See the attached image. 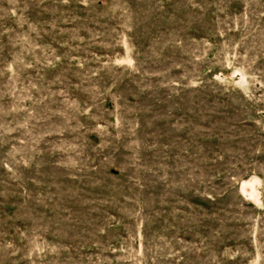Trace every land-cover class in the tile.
I'll use <instances>...</instances> for the list:
<instances>
[{"label":"rangeland","instance_id":"374dc122","mask_svg":"<svg viewBox=\"0 0 264 264\" xmlns=\"http://www.w3.org/2000/svg\"><path fill=\"white\" fill-rule=\"evenodd\" d=\"M0 264H264V0H0Z\"/></svg>","mask_w":264,"mask_h":264}]
</instances>
